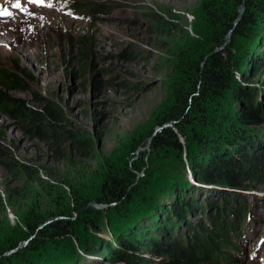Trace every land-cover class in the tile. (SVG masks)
I'll return each instance as SVG.
<instances>
[{"label": "rangeland", "instance_id": "obj_1", "mask_svg": "<svg viewBox=\"0 0 264 264\" xmlns=\"http://www.w3.org/2000/svg\"><path fill=\"white\" fill-rule=\"evenodd\" d=\"M200 1L21 0V4L26 3L27 14L14 19V24L24 27L30 37L23 38L25 46L22 47L9 43L11 53H0V68L11 72L25 68L26 76L21 77L22 82H11L5 92L30 109L40 108L43 98L51 100L60 111V124L67 130V136L55 150L37 139L36 132L23 131L15 115L0 114L3 136L0 139L3 150L0 153V194L4 196L5 188L31 181L33 168L51 181L53 176L66 171L69 156L88 170L83 177L72 172V187L92 200L85 207L76 208L70 200V188L59 193L69 207L68 216L73 221L70 227L74 233L70 234V230L63 236H54L55 244L45 242L35 249L29 246L34 234L22 228L23 209L15 212L5 208V212L0 213V246L8 247L1 252V260L7 257L12 264H142V260L145 264H166L171 259L163 250L174 245L172 240H178L183 246L191 243L186 223L194 229L202 224L204 231L210 233L211 225L204 221V218L210 219L206 213L212 215L216 209L218 211L214 204H220V199L229 194L234 204L229 215L225 213L224 220L237 222L239 234L231 231L225 235L233 249L224 245L222 240L226 239L219 235L204 236L219 247L215 250L229 256V260H223L219 255L208 264H264V174H256L249 180L236 177L220 182L226 190L214 184L218 181L205 180L194 168L204 156L195 149L193 138L196 132L200 133L199 138L216 137L212 160L246 154V149L254 152L251 146L263 141L264 120L255 126L240 117L246 114L248 107L256 111L260 107L259 113L264 118V36L242 39L232 31L227 39L223 36L221 45L228 49V53L222 50L223 57L231 61L234 56L247 52L237 67H231L218 96L202 101L207 102L202 106L205 121L215 119L217 122L218 118L219 124H202L204 129L195 126L184 135L177 134L180 150L170 142L156 151L151 145L153 135L171 127L170 122L159 125L157 120L171 103L173 90L187 85V75L192 73L195 61L202 64L199 56L206 49L205 41L194 30L200 29L197 23ZM243 11L244 5L241 14ZM16 12L18 10L14 9L13 13ZM154 16L158 20L153 19ZM11 22L0 19V24H13ZM79 39H87L82 57L76 55ZM72 66L75 69H71ZM187 66L191 68L186 75ZM37 128L35 126L34 130ZM149 129L152 136H146ZM47 131L49 136L55 132L52 128ZM139 140L141 142L136 144ZM183 149L187 150L185 154ZM128 163L133 167L139 164L134 185L139 188L137 196L139 192L148 193L147 204H143L144 197L138 200L136 196L133 201L131 198L129 207H136L134 210L128 207L125 216L120 217L122 210L114 211L113 203L101 207L103 203L96 201L94 194L106 173L119 175ZM28 181L30 195H26L24 206L36 210L33 208L43 206V198L35 183ZM175 192L177 197H174ZM156 196L170 198L171 203L175 201L182 208V214H189L188 220L179 221L175 217L172 227L160 224L146 231L157 241L158 246L154 248L157 253H152L148 247L138 250L127 247V241L134 242L136 229L143 226L147 219L143 215ZM69 200L71 205H68ZM189 203L193 213L188 211ZM219 212L222 216L223 210ZM84 214H88L94 224L87 223L90 219H84ZM148 215L151 217V213ZM52 219L38 224V229L42 230ZM167 222L170 225V221ZM25 233L30 236L23 238ZM171 233L173 238H169ZM87 240L91 248L85 247ZM110 246L115 247L117 254L107 262L104 250ZM9 261H1V264Z\"/></svg>", "mask_w": 264, "mask_h": 264}, {"label": "trees", "instance_id": "obj_2", "mask_svg": "<svg viewBox=\"0 0 264 264\" xmlns=\"http://www.w3.org/2000/svg\"><path fill=\"white\" fill-rule=\"evenodd\" d=\"M241 3L244 5V11L240 15L238 21L233 25V21L237 15L236 8ZM153 19L158 20L156 16H154ZM263 20L264 0L200 1L197 20L200 29L198 30L194 28V30L195 32H198L199 36L203 37V40L205 41L204 47H206V49L203 52V55L199 56L202 64H199L200 61H195L192 65L193 70L191 74H189L191 66H187L184 71L186 75L189 74L187 75L189 78L186 79L187 85L182 89L175 88L173 90V99L171 103L165 110V113L157 120L159 125L161 123L170 122L172 128L167 126L162 129L163 131H161V133L153 136L151 135L152 131L150 129L147 130L146 136H152L151 145L154 150L163 148L168 142L171 144L175 143L177 149L180 150L181 145L177 142V134H186L185 131L189 130L190 127L194 128L195 126H200L201 129H204L202 124L212 126L219 122L218 118H216L218 120L217 122L215 119L214 121H210L211 119L205 121L204 115L206 113L202 106L207 102L203 104L202 101L212 96H218L220 88L226 84L227 74L230 75V72L232 71L231 67H237V65L244 59L243 56L247 52V50L243 51L239 55L234 56L230 61V58L223 57L221 55L222 50H226V48H223L221 45L223 42L222 38L232 27V33H234L236 36H239L240 38L242 37V39L250 36L261 38L264 36ZM207 39L208 41L206 42ZM86 40L87 39L78 40V48L76 51L77 56L82 57L84 54ZM226 53H228V49L226 50ZM71 69H75L74 66H72ZM71 71L74 72L73 70ZM25 76V68H22L16 72L7 71L0 68V114L15 115L20 121L22 129H24L23 131H28L31 133L36 132L35 137L37 139L47 142L50 146H53L54 149L57 150L58 145L62 143L67 136V130H65L64 126L60 124L61 114L54 103L48 98H43L44 101L42 102V106L40 108L30 109L24 104V102L10 97L5 92V90H7V86L11 82H22L21 77ZM232 96L233 95H231L230 98H232ZM259 111H261L260 107L258 108V111L248 107V110L245 111L246 114L240 118L247 119L248 123L252 121V123L249 124L256 126L258 123L264 120L262 113H259ZM262 112L264 113L263 110ZM224 115H226V113H224ZM208 117H210V115H208ZM211 118L214 117L211 116ZM262 123L264 124V122ZM35 126H38L39 128L34 130ZM48 128L55 130V132H51L52 134L50 136L49 132L47 131ZM199 134V132H196L193 136L195 149H197V151L204 157L199 158V161L196 162V165L194 164V168L198 172V175L202 176V178H205V180L208 179L211 182L218 181V183L214 184L224 187V185L220 182L231 181L236 177L238 179L246 178L249 180L251 176L256 174H264V138L259 144L256 143L251 146L252 149L255 148L254 152H248L246 149V154H239L233 158L226 157L219 160H212L213 155L211 153L215 149L213 144L215 143L214 138L216 137L213 136L210 139L209 137L204 138L205 135H201L204 138L203 139L199 138ZM2 138L3 136L0 133V139ZM140 140L137 141L136 144L140 143ZM1 151L3 153V150L0 148V153ZM236 153L239 152H235L234 154ZM66 160V171L60 172L57 176H53L51 181H48L43 175H38L37 169L33 168V175L29 177L31 181H27L28 183H35L37 192L40 194L39 196L43 198L42 207L37 206L33 208L36 210H31V206H24V201L26 198H28L26 195H30L28 194L30 187L27 185V181H25L22 186L5 188L4 196L0 194L1 214L5 212V208L7 207L13 209L15 212H17V209H23V212H25L23 213L22 218L24 225L22 228L26 229L28 231L27 233L34 234L33 238H31L29 242V246L33 249L37 247L39 248V246L43 245L45 242H48V244H55L54 236H63L70 230V234L74 233L70 227V224H73V221L71 217L68 216L69 207L63 203V198L60 197L61 195L59 193L65 191V189L69 190L70 188V200L76 208L85 207L87 203L92 200V197L75 192L71 183V175H73L72 172L75 171V175H78V177H83L88 171L85 170L86 166L78 165L77 162H75L73 159H70L69 156L66 157ZM138 165L133 167L132 164L128 163V166H124L119 175H116L115 173H106L105 177L100 182L97 190L95 191L94 199L99 203H103L106 206L108 205V207L111 206V203H113L114 211L119 212L122 210L123 213H121L119 216L124 217L126 212L125 209H127L129 205L132 204L130 201L131 198L133 201V199L137 196L136 193H138L137 190L139 188L136 189V186L134 185L136 173L139 171L137 169ZM208 167L209 169L206 170L205 168ZM144 185H146L144 187H147V184ZM225 188L226 187L223 189ZM175 193L176 194L174 197H177L178 193ZM144 194L143 196L139 192L137 197L138 200L144 197L143 204L146 205L147 202L145 199L148 193ZM163 196H166V193L163 194ZM70 200L68 201V205H71ZM170 201H172L170 198L163 199L161 197L158 198V196L151 199L148 210L143 215L146 216L145 218L147 219L141 224L143 226H140L138 229H136L135 235L133 236L134 242H126L127 247H132L134 250H138L139 247H148L149 251L152 253H157L154 248L158 246V243L155 241V239H153L154 237L150 236V234L146 231L152 230V227L155 228L160 224H165L166 227L168 225V228L169 226L172 227V219L175 217H177L179 221L182 220L186 222L188 220L187 215L189 214H186L185 212L182 214V208L180 205L178 206L177 203H174L175 201L173 203ZM177 202L179 203V201ZM219 203L220 204L214 205L220 211L223 210V215L221 216L219 210L217 211L216 209V211L213 210L214 212H212V215H208V212L206 213L210 219L207 220L204 218L205 224L208 226L211 225V232H205L204 226L202 224L201 226L199 225L200 228L196 227L194 229L189 223H186L185 226L188 230H190L189 236L191 238V243L188 245L186 243L183 246L182 244H179L178 240H172L174 245L167 246L163 250L171 259L170 262H167L166 264H208L209 261L216 260L217 258L215 257H218L219 255H222L223 260H229L227 253L222 254L220 251H218L219 247H217V245L215 246L211 243V241L204 239V236L215 237L219 235L226 239V241L222 240V243H225L224 245H226L229 249H233L234 247L231 244V241L228 242V238H226L225 235L231 231L237 232V234H239V231H236L238 224L237 222H229L228 220H224L225 213H228L229 215L231 208L233 207V198L231 199L230 195L226 194L225 197L220 199ZM204 205L209 206L210 204L205 203ZM188 206L190 207L188 211L191 213V203H189ZM134 207H136V205H133L128 209L133 208L134 210ZM149 213H151V217L148 215ZM84 215V219H90V222L86 221L87 223H90V225L94 224V222H92L93 220H91L88 214ZM116 215L118 216V213ZM49 218L53 219L47 224V226H44L42 230L38 229L37 225ZM156 220L158 221L156 222ZM167 221H170V225ZM143 231H145L147 235H145V232L142 233ZM160 231L163 232V229L161 228ZM27 236L30 235H26L25 233L23 238ZM135 236H138V238ZM231 236L232 237L230 238H233L234 240L235 238L233 235ZM143 237H146V239H142ZM169 238H173L172 233L169 234ZM128 239H130V237ZM133 243L134 245H132ZM135 244L137 246H135ZM7 247L8 246L2 248V246H0V254L5 249H7ZM85 247L91 248L90 240L86 241ZM114 248V246H110L109 249L106 247V250H104V254L108 255L106 258L107 262L115 259L114 257H116L117 250ZM217 248L218 250H215ZM1 259L2 258L0 257V264L1 261L11 260L7 259V257H5V260ZM117 259L120 258L117 257ZM141 263L145 264V260H142ZM8 264H12V262L9 261Z\"/></svg>", "mask_w": 264, "mask_h": 264}, {"label": "bare ground", "instance_id": "obj_3", "mask_svg": "<svg viewBox=\"0 0 264 264\" xmlns=\"http://www.w3.org/2000/svg\"><path fill=\"white\" fill-rule=\"evenodd\" d=\"M18 15L19 13H17L16 16L0 15L1 17L0 19H3L4 21H7V22L12 21L11 23H13V24H10V23L0 24V53L1 55H5L6 53H8V51L9 53H11V50L8 49L9 43L20 45L22 47L23 38L25 37L26 39H28L30 37V34H28V31L24 27L14 24L16 19H20V16ZM7 18L10 20H7ZM33 30L35 31V29ZM186 151L187 150L183 149V154H185Z\"/></svg>", "mask_w": 264, "mask_h": 264}, {"label": "water", "instance_id": "obj_4", "mask_svg": "<svg viewBox=\"0 0 264 264\" xmlns=\"http://www.w3.org/2000/svg\"><path fill=\"white\" fill-rule=\"evenodd\" d=\"M242 6H243V3H241L239 6H238V8H237V15H236V17H235V19H234V21H233V25L238 21V19H239V17H240V15H241V8H242ZM232 29H233V27L232 28H230L228 31H227V33L225 34V36H224V39H227V37H228V35L230 34V32L232 31ZM146 86H144V88H145ZM95 204V203H94ZM96 205V204H95ZM106 207V205H101V207Z\"/></svg>", "mask_w": 264, "mask_h": 264}, {"label": "snow or ice", "instance_id": "obj_5", "mask_svg": "<svg viewBox=\"0 0 264 264\" xmlns=\"http://www.w3.org/2000/svg\"><path fill=\"white\" fill-rule=\"evenodd\" d=\"M15 7H19V4L14 5ZM0 15H8L7 12L0 13Z\"/></svg>", "mask_w": 264, "mask_h": 264}]
</instances>
